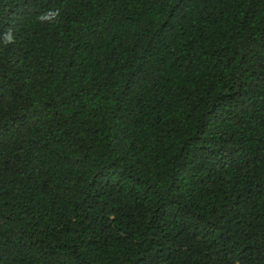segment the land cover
<instances>
[{"label": "trees", "instance_id": "trees-1", "mask_svg": "<svg viewBox=\"0 0 264 264\" xmlns=\"http://www.w3.org/2000/svg\"><path fill=\"white\" fill-rule=\"evenodd\" d=\"M0 264H264V0H0Z\"/></svg>", "mask_w": 264, "mask_h": 264}, {"label": "clouds", "instance_id": "clouds-1", "mask_svg": "<svg viewBox=\"0 0 264 264\" xmlns=\"http://www.w3.org/2000/svg\"><path fill=\"white\" fill-rule=\"evenodd\" d=\"M60 12L59 10L56 11H48L46 13H42L41 15L38 16V19L40 21H51V20H55L57 17H59ZM5 42L6 43H11L13 42V35L11 33V31L9 30V32L6 34L5 36Z\"/></svg>", "mask_w": 264, "mask_h": 264}]
</instances>
